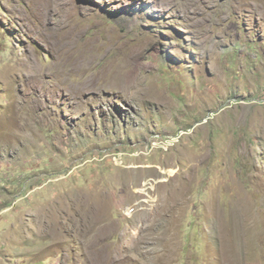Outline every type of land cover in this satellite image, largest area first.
Masks as SVG:
<instances>
[{
	"label": "rangeland",
	"instance_id": "374dc122",
	"mask_svg": "<svg viewBox=\"0 0 264 264\" xmlns=\"http://www.w3.org/2000/svg\"><path fill=\"white\" fill-rule=\"evenodd\" d=\"M0 264H264V0H0Z\"/></svg>",
	"mask_w": 264,
	"mask_h": 264
},
{
	"label": "bare ground",
	"instance_id": "6f19581e",
	"mask_svg": "<svg viewBox=\"0 0 264 264\" xmlns=\"http://www.w3.org/2000/svg\"><path fill=\"white\" fill-rule=\"evenodd\" d=\"M38 69V68H37Z\"/></svg>",
	"mask_w": 264,
	"mask_h": 264
}]
</instances>
